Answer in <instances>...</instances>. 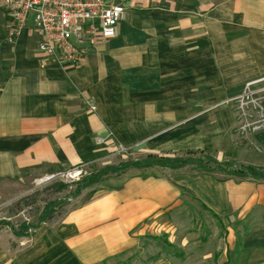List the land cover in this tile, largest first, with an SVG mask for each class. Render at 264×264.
Segmentation results:
<instances>
[{"label": "crops", "instance_id": "0c3cea01", "mask_svg": "<svg viewBox=\"0 0 264 264\" xmlns=\"http://www.w3.org/2000/svg\"><path fill=\"white\" fill-rule=\"evenodd\" d=\"M110 1L124 5L128 19L114 37L84 44L76 65L41 53L31 20L11 42L0 9V183L78 167L103 152L94 136L264 168V129L250 137L257 145H239L226 103L246 82L264 78V0ZM183 178L179 187L216 215L213 236L224 235L201 243L195 232L178 231L179 255L153 264H264V181ZM180 195L165 179L135 178L74 210L53 249L19 261L93 264L129 250L138 244L135 227ZM103 199L112 210L97 205ZM94 216H108L106 225L85 230ZM113 230L119 237L108 236Z\"/></svg>", "mask_w": 264, "mask_h": 264}, {"label": "rangeland", "instance_id": "374dc122", "mask_svg": "<svg viewBox=\"0 0 264 264\" xmlns=\"http://www.w3.org/2000/svg\"><path fill=\"white\" fill-rule=\"evenodd\" d=\"M258 80L260 78L254 81ZM248 82L243 85L240 93L226 100V103L231 104L234 111V140L239 145L248 142L257 145L250 137L264 129L258 131H244L242 129L244 122V116L240 108L242 101L248 115L251 114L258 118V113L264 114V81H260V83L251 86L250 89H246ZM97 137L101 136H94L93 141L96 145ZM98 146L103 147V152L78 166V169L81 170L79 179L68 180L61 175L46 180L44 178L49 175L24 176L0 183V264H3V258L4 261L9 260V264H21L22 261L19 260L22 257L25 258V262H29V258L34 253L35 258L38 256V252L53 249L55 244L61 241L59 239V228L74 210L81 208V206H90L93 200L107 192L111 193L115 189L126 186L129 181L135 178L140 180H146L147 178L165 179L172 189L177 192L180 191L182 195L162 209L161 212H155L135 227L131 235L138 240L136 246L118 254L110 255L104 260L96 261L93 264H153L159 258L164 257L174 261L175 253L178 251L177 245L182 241V234H179L178 231L195 232L201 243L221 240V235H224V233L216 235L217 237L213 236V230H215L216 223H218L215 217L190 193L179 187L178 181H183L184 176L199 174L192 168L178 171L162 168L130 169L123 173L111 174L101 183L84 190L80 196L75 197L73 195L77 183L81 179L92 173H97L106 166L119 165L122 162L142 159L150 155L156 157H204L209 152L190 149L171 152H148L145 151V147L141 143L132 147L118 141L116 138H109L104 144H98ZM218 174L221 177L228 176L222 172ZM112 203V200L103 199L98 201L97 205L107 207V211H110L112 210ZM48 209L53 210L55 214L47 222L41 223V219ZM107 219L108 216L104 219H101L100 216H94L86 220L83 226L85 230L104 227ZM26 226L30 227L27 232L29 235L18 237L15 233ZM38 226L39 228L35 229ZM109 235L112 238L114 235L119 237L120 233L113 230ZM39 241L40 244H38ZM166 241L172 243L175 249L166 246ZM202 264L210 263L204 261Z\"/></svg>", "mask_w": 264, "mask_h": 264}, {"label": "built area", "instance_id": "2783aa9c", "mask_svg": "<svg viewBox=\"0 0 264 264\" xmlns=\"http://www.w3.org/2000/svg\"><path fill=\"white\" fill-rule=\"evenodd\" d=\"M0 7L9 19L8 38L15 42L28 27L30 20L34 29L41 34L38 49L41 53L53 57L58 63L76 65L82 57L84 44L95 45L98 41L112 38L120 23L129 16L128 9L110 0H0ZM260 81H250V89ZM256 102V101H253ZM91 110L97 106L87 99ZM257 107V106H256ZM244 131H258L264 128V114L258 118L246 113L245 104H240ZM107 138L97 137V144H104ZM59 175L68 180L79 179L78 167L67 172L51 174L44 179Z\"/></svg>", "mask_w": 264, "mask_h": 264}, {"label": "trees", "instance_id": "16d2710c", "mask_svg": "<svg viewBox=\"0 0 264 264\" xmlns=\"http://www.w3.org/2000/svg\"><path fill=\"white\" fill-rule=\"evenodd\" d=\"M148 168H162L170 169L173 171L182 170L185 168H192L197 173H209L215 174L222 172L228 176L225 177H236L238 179L251 178L258 181H264V168L254 167V166H237L231 162H220L214 156L207 153L204 157H193V156H147L146 158L136 159L133 161L122 162L119 165H110L102 168L97 173H92L77 183V187L74 191V196H80L84 190L87 188L99 184L104 181L111 174H119L126 172L130 169H148ZM224 177V178H225ZM204 206V205H203ZM55 212L51 209L46 211L43 215L41 223L47 222L53 217ZM216 216L215 214H213ZM30 227L26 226L21 228L15 234L18 237L28 236ZM35 227V229H38ZM166 246L175 249V246L166 241ZM176 251V250H175ZM176 256L179 255L178 251L175 253Z\"/></svg>", "mask_w": 264, "mask_h": 264}]
</instances>
